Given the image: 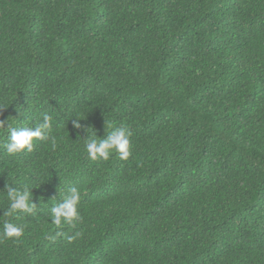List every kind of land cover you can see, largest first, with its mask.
<instances>
[{"label": "trees", "instance_id": "16d2710c", "mask_svg": "<svg viewBox=\"0 0 264 264\" xmlns=\"http://www.w3.org/2000/svg\"><path fill=\"white\" fill-rule=\"evenodd\" d=\"M0 120V264H264V0H0Z\"/></svg>", "mask_w": 264, "mask_h": 264}, {"label": "clouds", "instance_id": "9594fccd", "mask_svg": "<svg viewBox=\"0 0 264 264\" xmlns=\"http://www.w3.org/2000/svg\"><path fill=\"white\" fill-rule=\"evenodd\" d=\"M7 121L0 120V127H4ZM78 122H77V125ZM51 128V117L45 113L44 114V124L37 127L36 129H31L28 127H11L9 126V139L8 143L5 144L9 154H14L20 152L27 148L32 149L34 139H44L42 134V129ZM131 133L124 127H116L107 139H97V134L94 133L92 136L86 138V151L92 160L103 159L105 161L109 160L112 155V150H115L119 154L120 159H128L131 155V145L129 136ZM53 147H55V141H53ZM30 191L24 194L16 193L13 195L11 192L8 194L9 197V207L3 212V216L11 217L17 210L29 211L35 205L32 204L30 200ZM81 193L78 189H71V195L66 200L65 203L53 207L51 209L53 220L56 226L61 225V217H64V221L71 223L73 220H80V214L78 211V204L80 202ZM24 234V227L5 220L3 224V234L2 238H20ZM80 233H76L75 236H70L69 241L79 236Z\"/></svg>", "mask_w": 264, "mask_h": 264}]
</instances>
